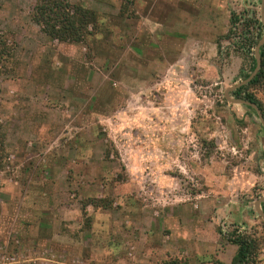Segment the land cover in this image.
I'll list each match as a JSON object with an SVG mask.
<instances>
[{
    "label": "rangeland",
    "instance_id": "rangeland-1",
    "mask_svg": "<svg viewBox=\"0 0 264 264\" xmlns=\"http://www.w3.org/2000/svg\"><path fill=\"white\" fill-rule=\"evenodd\" d=\"M70 1L97 15L83 43L45 36L36 0H0V31L16 43L0 75V264H163L168 224L232 229L224 213L264 239V127L224 94L253 71L261 0ZM198 2L220 15L216 55L198 49L204 66L179 35L152 34L149 13ZM227 16L235 29L216 35ZM245 92L264 112V87L229 97Z\"/></svg>",
    "mask_w": 264,
    "mask_h": 264
},
{
    "label": "crops",
    "instance_id": "crops-1",
    "mask_svg": "<svg viewBox=\"0 0 264 264\" xmlns=\"http://www.w3.org/2000/svg\"><path fill=\"white\" fill-rule=\"evenodd\" d=\"M170 3H172V1ZM170 3L160 6L152 4L149 9L151 24L153 26L151 33L161 35L163 31H165L169 40H171V38L173 39V36L179 35L182 37L183 42L195 47V49L190 50L193 55L192 57L195 58L194 61L201 66L207 65L209 60L206 56L200 54L198 49L201 44L207 42L211 49V56L216 55L213 52L216 47L215 27L218 25L217 22L220 20V15L215 11L207 12L204 9L201 12V9H199V6H201L199 2L189 10H180L177 7L172 8ZM230 20L231 17L227 16L226 24L222 22V25H220L223 26L225 24L224 29L216 35H223L226 33L231 25ZM233 29H235V27ZM184 48L186 47L184 46ZM184 48L183 51L186 52ZM170 54L174 55L173 51H171ZM232 215L233 214L230 213L223 214V217L227 220L226 224L232 227L236 225L242 230H245L251 219L242 215L240 217L242 218L241 221L236 222ZM158 224H160V222ZM159 228L160 227H158V229ZM166 229L169 232H167L166 237L171 235V241L167 243L165 239H162L164 244H161L160 249L163 250V248H165V255L164 257L158 255L156 261H160L161 258H169L172 255L170 250L173 247L172 243L174 244L175 242L184 253H188L187 257H189L194 264H231L237 246L226 241L218 232V229H221L223 234L229 232L231 229H227L226 225H222V227L217 230H215L214 227L208 228L207 225H201L195 228H183V230L179 232L174 231V228L171 229L168 224ZM173 248L175 249V247ZM143 256H145V254H142V257H138L139 261L137 260L136 264H147V260Z\"/></svg>",
    "mask_w": 264,
    "mask_h": 264
},
{
    "label": "trees",
    "instance_id": "trees-1",
    "mask_svg": "<svg viewBox=\"0 0 264 264\" xmlns=\"http://www.w3.org/2000/svg\"><path fill=\"white\" fill-rule=\"evenodd\" d=\"M30 17L50 40L71 44L83 43L88 36L92 35L98 21L93 10L79 3H72L70 0H36ZM236 21L235 16L231 18V30H234ZM255 23L257 25V38L259 39L264 34V26L261 21H255ZM257 40L252 43L254 46L257 45ZM248 48L246 49L247 53H249ZM15 50V41H10V38L0 31V75L9 76L14 71V65L16 64ZM259 54L261 61L257 73L246 86L243 85L237 88L233 93L239 95L247 86L264 87V43L259 48ZM251 60L253 63L252 69L254 70L256 60L253 55ZM243 98L256 103L264 115L261 105L252 92H245ZM246 107L254 111L252 107ZM2 144L3 141L0 142L1 146ZM261 206L264 210V201ZM218 232L226 241L237 246L231 264H257L264 239L255 230L250 232L233 225L227 233L223 234L221 229H218ZM163 264L192 263L187 259L170 257L165 259Z\"/></svg>",
    "mask_w": 264,
    "mask_h": 264
},
{
    "label": "water",
    "instance_id": "water-1",
    "mask_svg": "<svg viewBox=\"0 0 264 264\" xmlns=\"http://www.w3.org/2000/svg\"><path fill=\"white\" fill-rule=\"evenodd\" d=\"M260 15H261V20H262V23H263V26H264V0H261ZM263 43H264V34L262 35V37L260 38L259 42L256 45V48H255V51H254V57H255V60H256V65H255V68L252 71V73L249 75V77L245 81H241V82H239V83H237V84L225 89L224 94H225V97L227 98V100H229V101H231L233 103H238V104H241V105L252 107L255 110L261 125L264 127V116L262 114V111H261L260 107H258V105L256 103L248 101V100H246L244 98H239V97H235V98L231 97L230 98L229 97V93H232L234 90H236L237 88L241 87L244 83H246V82L248 83L255 76V74L257 73V71L259 69V66H260V61H261L260 60V54H259V48H260V46ZM263 201H264V196L260 197L255 202V207L257 209V212L262 217H264V211L262 210V206H261V203Z\"/></svg>",
    "mask_w": 264,
    "mask_h": 264
},
{
    "label": "flooded vegetation",
    "instance_id": "flooded-vegetation-1",
    "mask_svg": "<svg viewBox=\"0 0 264 264\" xmlns=\"http://www.w3.org/2000/svg\"><path fill=\"white\" fill-rule=\"evenodd\" d=\"M235 91V90H234Z\"/></svg>",
    "mask_w": 264,
    "mask_h": 264
}]
</instances>
